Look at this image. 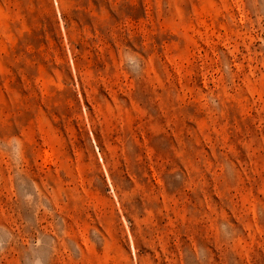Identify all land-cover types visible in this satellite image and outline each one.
I'll use <instances>...</instances> for the list:
<instances>
[{"label": "rangeland", "instance_id": "rangeland-1", "mask_svg": "<svg viewBox=\"0 0 264 264\" xmlns=\"http://www.w3.org/2000/svg\"><path fill=\"white\" fill-rule=\"evenodd\" d=\"M103 1L0 0V264H264V0Z\"/></svg>", "mask_w": 264, "mask_h": 264}, {"label": "trees", "instance_id": "trees-1", "mask_svg": "<svg viewBox=\"0 0 264 264\" xmlns=\"http://www.w3.org/2000/svg\"><path fill=\"white\" fill-rule=\"evenodd\" d=\"M103 2H104L103 0H96V4H98V6H100ZM83 13H84V12H82V11H80V10H76V11H75V14H76V15H81V14H83ZM112 15H115V13L112 12ZM105 29H106L105 27L102 28V31H104Z\"/></svg>", "mask_w": 264, "mask_h": 264}]
</instances>
